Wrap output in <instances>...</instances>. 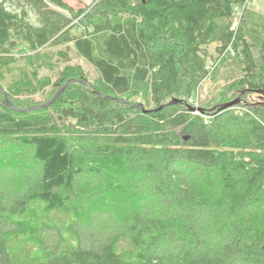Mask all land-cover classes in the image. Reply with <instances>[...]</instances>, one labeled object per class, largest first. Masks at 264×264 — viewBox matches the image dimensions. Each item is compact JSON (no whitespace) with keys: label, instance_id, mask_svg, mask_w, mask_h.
Listing matches in <instances>:
<instances>
[{"label":"trees","instance_id":"16d2710c","mask_svg":"<svg viewBox=\"0 0 264 264\" xmlns=\"http://www.w3.org/2000/svg\"><path fill=\"white\" fill-rule=\"evenodd\" d=\"M247 2L0 0V146L16 157L0 165V264H264V106L246 100L264 90V25H234ZM63 42L97 82L67 64L49 105L14 104L36 86L3 89L13 53ZM210 44L238 66L213 100L245 102L195 113Z\"/></svg>","mask_w":264,"mask_h":264},{"label":"rangeland","instance_id":"374dc122","mask_svg":"<svg viewBox=\"0 0 264 264\" xmlns=\"http://www.w3.org/2000/svg\"><path fill=\"white\" fill-rule=\"evenodd\" d=\"M64 1L74 9H78L88 7L94 0ZM245 6V8L243 6L235 7L233 15L234 25H237L242 13L244 16L248 15L249 17H251L256 21V23L260 24L262 22L264 25V0H248ZM207 50L213 56H211V60L207 62L209 67V75L205 80L201 81L199 86L195 89L194 95L192 97V99L194 98V101H191V103L195 106V108H197L198 105L207 103V108H209V110H213L214 107L219 104L217 103V99L221 97V95H225V93H223L222 91L224 90L227 82L232 78V76H234L235 73L238 72V66L236 62H233V60H231L230 58L231 56H233L232 53L226 52L223 55H217L216 53H214V44H210ZM13 60L14 61L10 63L8 69L3 72L1 81L3 89L7 90L10 86L28 80L32 81L36 86V91L32 94H28L27 92L15 94L12 99L13 103L17 105L42 104L49 101L48 99H51L56 93L55 92L53 94V91L55 90L54 83L58 78L62 68L67 64L80 65L84 69L87 75V80L91 84L96 83L98 79V73L95 68L91 64H89L85 58L78 54L71 42H63L62 44L58 45L47 44L44 47L39 48L38 50L32 51L28 49L24 50V52L15 51L13 53ZM216 95L219 97L213 100ZM227 96L230 97L231 94L228 93ZM246 97V100H249L250 102H259L262 100L259 94H257L256 92L250 93L246 95ZM7 100L9 103H11L9 98ZM229 108H232V106ZM194 112L200 113V111L198 110ZM9 159L15 161L16 157H13L10 150H7L5 146H0V165L1 163L9 164ZM27 164H30V161H28ZM31 164L32 166L25 165L24 163L25 166H23L21 169H19L18 166H15V168L12 167L14 173L17 176H14V178L18 180L21 177L23 178V176H25V173H33V167L36 171L38 167L36 161L33 160ZM4 186L2 187L10 188L11 190L15 189L13 184ZM7 191L9 193H12L9 190ZM102 208H105V205L103 203ZM93 223H95L94 229L101 230L102 228L100 224H112V219L105 217L98 218L94 215Z\"/></svg>","mask_w":264,"mask_h":264},{"label":"water","instance_id":"95a60500","mask_svg":"<svg viewBox=\"0 0 264 264\" xmlns=\"http://www.w3.org/2000/svg\"><path fill=\"white\" fill-rule=\"evenodd\" d=\"M63 89L60 88L59 90L56 91V93L54 94V96L47 102L43 103L42 106H46V105H49L54 99L55 97H57L59 95V93L61 92V90ZM2 92L4 93V96H5V99L7 101L8 104H10L7 100V97L5 95V92L4 90L2 89ZM246 92V90H242L241 92H239V94L232 100L230 101H227V102H224V103H220V104H217L214 108L215 109H225V108H228V107H231V106H234L236 104H238L239 102H242L244 100H241L242 98V95ZM257 94H259V96L261 97V101L257 102L258 104L264 106V90H256L255 91ZM176 102V100H171L169 103H174ZM245 102V101H244ZM194 110H200V108H192Z\"/></svg>","mask_w":264,"mask_h":264}]
</instances>
